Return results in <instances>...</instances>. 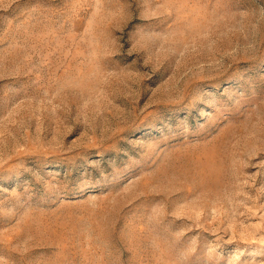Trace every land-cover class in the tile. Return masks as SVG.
I'll return each mask as SVG.
<instances>
[{"label":"rangeland","instance_id":"374dc122","mask_svg":"<svg viewBox=\"0 0 264 264\" xmlns=\"http://www.w3.org/2000/svg\"><path fill=\"white\" fill-rule=\"evenodd\" d=\"M0 264H264V0H0Z\"/></svg>","mask_w":264,"mask_h":264}]
</instances>
